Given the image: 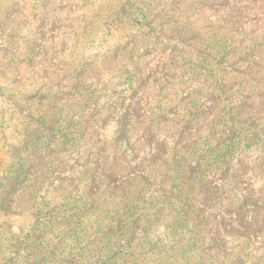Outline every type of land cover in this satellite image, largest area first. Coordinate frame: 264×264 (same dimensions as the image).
I'll list each match as a JSON object with an SVG mask.
<instances>
[{"label":"trees","instance_id":"obj_1","mask_svg":"<svg viewBox=\"0 0 264 264\" xmlns=\"http://www.w3.org/2000/svg\"><path fill=\"white\" fill-rule=\"evenodd\" d=\"M19 1L0 0V4H6V7L15 5L19 8ZM171 1L180 7L177 16L151 6L147 7L140 0H135L132 6L130 2H124L123 5H142L141 14L150 20L146 23L148 31L157 30L160 35L166 34L169 37L168 42H175L183 56V62L185 58L193 57L186 63L192 60L191 72L196 83L192 88L195 90L185 86L173 73L171 77L163 76L165 83L168 80L177 81L174 83L177 85L175 96L170 94L176 100L164 97L170 90L167 84L156 88V92L149 96V116L152 117L141 125L144 130V139L141 141L145 144L152 143L153 148L141 159L135 146L128 148L126 152L122 146L131 134L126 126V113L116 110L118 112H114L112 117L117 126L116 130L111 132L110 137L100 134L95 130V125L105 128L103 120H98L101 110L93 120L79 115L80 111L93 103L94 92L99 88H93L92 83L83 80L84 75L77 73L78 67L75 65L72 70H64L61 73L56 69V77L48 78L55 84H85V89L81 87L79 90V94H82L81 104H73L69 109L71 113L78 114V122L74 120L71 136L64 134L63 138L53 145L57 151L69 142L74 144L73 147L82 145L83 148H76L74 153L86 155L84 166L87 173L84 170L81 177H85L86 182L79 192L71 180L72 186L66 187L69 189V195L62 196L57 201L50 193L65 190L53 182L51 177L36 179L21 188L20 174H17L12 181L14 187L11 190L19 197L14 209L21 212L20 216H26V222L21 228L23 231L13 233L12 245L5 243L0 234V264H170L173 261L172 250L178 241L175 237L178 236L188 239L182 250L187 251L192 247L190 241L195 243L197 251L200 250L204 244H199L196 240L202 231L208 229V216L198 219L195 208L191 207L189 202L185 205V201L180 204L179 209L171 207L167 212L158 214L162 207L174 205L163 204V200L167 199L164 195L170 192L162 187L165 183H171V176L166 172V162H163L161 153L165 150L162 147L165 146L169 133L171 138L185 136L177 146V151L180 150L185 157L177 160L195 158L192 169L198 171L194 179L196 186H191L193 180L187 184L182 180L178 183L177 191L182 195L193 196L195 204L196 201L199 204L203 201L208 206V213L218 218L217 224L224 222L227 232L231 230L242 235L248 233L249 229L251 234L256 231L264 233V54H261L260 61L263 64L255 68V53L258 52L260 44L253 37L254 32H248L245 39L235 46L233 28L240 23L236 21L240 6L235 3L226 6L223 0H185L178 3L176 0ZM47 3L53 8L49 13H60L61 5L57 0H47ZM80 5L83 6L80 8L81 13L88 9V5L96 9L89 10L91 21L93 16L97 15L96 18H99V15L105 14L108 21L104 23L106 29L114 27L113 24L120 30L123 29V25L119 26L122 23V15L117 18L119 20H110V16H115L113 13L109 14L113 7L110 0L99 4H96L95 0H80ZM41 15L43 16L39 17L49 16L48 11ZM55 17L54 24L58 21V16ZM198 20H204V23L197 27L195 23ZM27 22L32 25L29 19ZM247 23L244 22L243 25ZM36 25L38 26V23ZM259 25L264 27L263 24ZM255 26L257 28L258 25ZM42 33L41 30L38 31L37 38L32 40L33 45L37 44ZM12 35L11 33L9 38L7 37L9 43ZM191 41L193 44L189 45ZM33 45L29 48H34ZM114 53L115 51L111 57ZM42 60L44 59H35L32 65L26 66L27 69L32 72ZM131 72L130 80L134 75V71ZM0 75L5 76V83L9 84L7 89L0 87V93L8 98L13 116L17 114L21 117L14 125L17 129L16 138L13 142L7 141L9 148H6L5 152H10L12 156L18 150L29 152L30 161L34 163L31 152L34 154L37 149L36 141L32 139L31 126L46 122L47 129L53 131L60 124L66 123L68 116L64 111H58L53 117L56 122L48 124L52 119L50 104L54 96L45 92V85H40L39 80L23 81V74L20 72L15 76H7L1 69ZM179 75L185 76V73L180 72ZM125 92H128L126 86L122 93ZM45 95L49 97H44ZM206 97L215 101V106L210 110L200 107V100ZM58 100L62 102L63 98ZM171 109H175L178 115L181 112L185 115L172 127L171 122L161 121L162 115ZM111 110H114L113 107ZM89 132L91 136L88 135ZM27 145H30V148H26ZM2 146L4 147L1 142L0 147ZM46 151L51 152L52 148H47ZM218 154L220 156L216 157ZM90 159L91 166L86 167ZM143 163L150 164L149 168L137 173L136 165L141 166ZM182 163L184 162L175 166ZM36 164L37 161L34 165ZM195 164L200 168H196ZM17 165V171L23 167L20 158ZM215 166L221 171L217 187L205 186L202 182L204 180L200 181L201 177H206L205 174ZM42 169L45 167H38L37 170ZM184 175V171H179L180 179ZM95 183L103 187L101 192L98 188L95 192L90 188ZM157 193L161 194V197L155 195ZM97 195L98 199L95 200ZM43 212L49 215L43 216ZM209 234L214 236L211 232ZM81 236L84 238H80ZM213 241L214 238L210 237L209 243L212 247L209 251L212 256H217L214 264H222V261H226L225 264H242V261L235 262L231 257L223 260L222 256L228 244L222 247L224 242L213 246ZM94 242L96 246L91 244ZM166 242L171 244L165 245ZM248 244L251 249H255L254 243ZM193 250L191 249L190 253ZM237 251H240V248L234 246V252ZM243 253L245 254L244 251ZM262 256L264 251L260 255L253 252V259L244 258L243 262L264 264Z\"/></svg>","mask_w":264,"mask_h":264},{"label":"rangeland","instance_id":"obj_2","mask_svg":"<svg viewBox=\"0 0 264 264\" xmlns=\"http://www.w3.org/2000/svg\"><path fill=\"white\" fill-rule=\"evenodd\" d=\"M41 1L42 0H20L19 8L15 5H8L6 7V4H0V70L2 69L7 76H15L17 72H20L23 74V81L39 80L40 85H45V92H49L47 93L48 95L53 94L50 96H54L50 104L52 119L48 124H54L56 122L53 117L56 116L58 111H64L68 117L66 123L60 124L53 131L47 129L46 122L33 124L31 126L32 139L36 141L35 148L37 149L34 154L31 152L34 163L37 161V164L34 165V163L30 161L31 155H29V152L18 150L13 156L10 152H5V149L9 148V146L6 145L7 141L13 142L16 138L17 129L14 125L18 123L21 117L17 114L13 116L12 109L9 108L8 98L0 93V146L1 142L4 145V147H0V234H2L4 242L9 245H12L11 237L13 233H20L23 231L21 228L26 222V216H20L21 212L18 209H14L16 205L15 202L19 197L16 192L12 193L11 190H13L14 187L12 181L17 174H20L19 180L21 188H25L36 179L51 177L53 182L57 183L60 188L63 187L65 190L59 191L58 193H50V195H54V199L57 201H59L62 196L69 195V189L66 187L72 186L71 180L74 181L73 186L78 187L77 189L79 192L82 191L86 182V179H84L85 177L81 179L84 175L82 172L86 169L84 166L86 163V155L85 153L81 155L74 153L76 148L82 149V145L80 144L78 147H73L74 144L69 142L59 151H57V148L53 145L59 142L64 134L71 136L74 130L73 122L74 120L77 121L78 114L71 113L69 109L72 108L73 104H81L82 94H79V90H81V87L85 89V84H83V86H60L59 83L61 82L55 84V82L48 78L56 77V75H54L56 69L57 72L61 73L64 70H72L73 65H75L78 67L77 73L84 75L83 80H86L87 83H92L93 88H99L98 91L95 90L94 92L93 103L80 111L79 115L84 116L87 120H93L92 118L101 110L100 119L98 118V120H103L102 124L105 128L102 129V125H95V130L99 131L100 134L110 137L111 132L113 130L115 131L117 127L112 118L113 113H117L119 110L126 113V126L127 130L131 131V134L129 139L124 141L122 146L125 152L128 151V148L135 146L141 159L144 154H148L153 148L152 143L145 144L141 141L144 139V130L141 128V125L148 122L152 117L149 116V96L156 92V88L167 84L171 91L168 90V94L166 93L164 97L176 100L173 96H175L177 92V85L174 84L177 81L175 80V82H173L168 80L165 83L163 76L168 75L171 77V73H173L175 74V78L181 79V82L191 90H195L192 86L196 85L192 77L193 73L191 72L193 70L191 65L192 60L186 63L188 59H192L193 57H187L185 58V62H183V56L179 52L178 47L175 46V42H168L169 37L166 34L160 35L157 33V30L155 32L148 31L149 27L146 26V23L150 20L144 18L142 15L143 13L141 14L140 6L142 7V5L129 7L130 4L132 6L135 0H110L113 7H111L109 14H115V16H110V20L114 18L119 20L117 18H119V15H122V23L119 24V26L123 25L124 27L121 30L116 24H113L114 27H110L109 30L106 29L104 23L108 21L105 14L99 15V18H96L97 15L93 16L94 18L91 21L92 15L89 18V10L94 11L96 9H92V7L88 5V9L81 13L80 8H83V6L80 5V0H57V3L59 2L61 5L59 9L61 14L58 12H54L53 14L49 13V11L53 9L49 6L50 2L47 3V0ZM103 1L105 0H95L96 4L102 3ZM140 1L147 7L151 6L167 14L173 13L175 16H177L180 9V7L173 4L171 0ZM178 1L181 2L185 0H176V3H178ZM223 1H225L224 4L226 6H230L234 3L240 6V12L236 14V21L240 23L233 28L235 46H238L239 43L245 39L248 32H254L253 37L256 38L257 42L260 44L258 52L255 53L256 68L257 65L263 64V62L260 61L261 54H264V27H261L259 24L264 25V0ZM124 2H130V4L124 6ZM172 6H174V8H172ZM137 7L139 8L137 9ZM46 11H48L49 16L39 17L43 16L41 13ZM56 15L58 16V21L54 24L56 22ZM28 19L31 21L32 25L28 24ZM181 21L184 22L185 19ZM244 22H248L249 24L247 23V25L244 26ZM37 23L38 26L36 25ZM203 23L204 20H198L195 26H201ZM255 24L258 25L257 28ZM39 30L43 32V35L37 40V44L33 45L32 40L37 38L36 36ZM11 33L13 35L11 43H9L8 38ZM178 39L179 38H177V40ZM248 42L249 41H247V43ZM192 44L193 42L191 41L189 45ZM30 45H33L34 48H29ZM114 51L115 53L111 57ZM38 58H43L44 60L37 63V66L31 72V69L28 68V70L26 66H28V64L32 65L35 59ZM66 60L68 61L65 63ZM85 62H87V64H85ZM105 64L106 67H104ZM131 71H134L132 80H130L131 78L129 79ZM180 72H184L185 76H180ZM4 78L5 76L0 75V81L2 82L0 87L3 86L7 89L9 84L5 83L6 80H4ZM129 82L132 84H127ZM125 86L128 88V92L122 93ZM171 93L173 96H170ZM48 95L44 97H49ZM59 98H63V101L59 102ZM167 104L170 105L172 103L167 102ZM214 106L215 101L213 98L209 99V97H206L200 100V107L205 110H210ZM112 107L114 109L113 111L111 110ZM184 116L183 112L178 115L175 109H171L162 115L161 121L171 122L172 127L179 123L178 120L183 119ZM170 134L171 133H169L166 138L165 146L162 147L165 148V150L161 153V156L164 159L163 162H166L165 169L167 171L164 170L171 176V183H165L162 188L170 192L164 195L167 198L163 200L164 206L168 203H173L174 205L162 207V209L158 211V214L161 215L167 212L171 207L179 209L181 206L180 204L185 201V205L189 202L191 207L193 206L195 208L196 214H198L196 217L198 219L201 216L209 217L206 218V228L208 229L204 232L202 231L196 240L199 244L203 243L204 246L197 251L195 243L190 241L192 247L184 251L182 248L188 243V239L181 236L175 237L178 241L174 245L175 248L172 250L173 261L170 264H196V262L201 264H214L215 260H217V256H212L209 251V248L212 247L209 243L210 237L214 238L213 246L224 242L225 243L221 245L222 247L228 244L222 256L223 260H228L227 258L231 257L236 260L235 262L242 261V264H244V258H247V260L253 259V252H256L258 255L262 254L264 251V233L256 231L254 234H251L249 229H247L248 233L242 235H238L230 229V232H227L224 222L217 224L218 218L208 213V206L203 201L201 204L196 201L195 204L193 196L182 195L177 191L179 186L178 183L180 181L182 182V180L184 184L193 180L191 186H196V184H194V179L198 171L192 169L194 165L193 160L195 158L186 157L183 161L177 160L185 157L180 150L177 151V146L179 143H182V139L185 138V136L182 138H171L172 136H170ZM88 135L91 136L90 132ZM153 141L154 140H152V142ZM26 148H30V145H27ZM47 148H52V151H46ZM212 156L211 154L210 157ZM219 156L218 154L216 157ZM18 158H20L23 167L17 171ZM48 158L50 159L48 160ZM91 160L92 159L86 164V167L91 166ZM185 161L187 164H184ZM181 162L184 163L175 166V164ZM183 164L184 167H182ZM149 165L147 163H143L141 166L137 164L135 169L137 173H139L140 170L144 172L149 168ZM172 165L175 166V168ZM195 165L196 168H200L197 164ZM35 166L37 168H35ZM38 167H45V169L37 170ZM85 171L87 173V170ZM179 171L185 172V175L181 179L180 176H178ZM205 175L206 177L202 176L200 181L204 180L202 182H204L203 184L205 186H211L212 188L217 187L221 177L220 169L215 166ZM250 179L252 180L251 177ZM249 183H251V181H249ZM90 188L93 192H95L97 188L99 192L103 189L102 186L96 183L93 187L90 186ZM38 193L41 196V193ZM155 195L161 197L159 193ZM97 197L98 195L94 197V199L97 200ZM43 214V216H45L47 212H43ZM43 216L42 218H44ZM163 230L165 231L166 229ZM210 232L214 236L210 235ZM80 235H82V233ZM80 238H84V236ZM168 243L169 245L171 244V242H166L165 245ZM248 243H254L255 249H251ZM91 244L96 246L95 242ZM234 246L239 247L240 251L235 253ZM191 249H194L192 253H190ZM263 257L264 256H262V258ZM225 262L226 261H222V264H225Z\"/></svg>","mask_w":264,"mask_h":264}]
</instances>
